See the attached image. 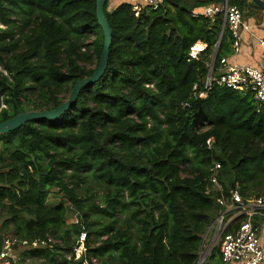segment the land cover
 <instances>
[{
    "label": "trees",
    "instance_id": "trees-1",
    "mask_svg": "<svg viewBox=\"0 0 264 264\" xmlns=\"http://www.w3.org/2000/svg\"><path fill=\"white\" fill-rule=\"evenodd\" d=\"M109 1L103 77L57 121L0 135V234L28 243L16 264H83V233L100 264H199L219 213L220 193H206L215 164L225 196L264 197V105L226 87L200 97L236 52L222 15L192 12L224 0H164L138 18ZM103 47L96 0H0V123L65 103ZM203 264H222L220 247Z\"/></svg>",
    "mask_w": 264,
    "mask_h": 264
},
{
    "label": "built area",
    "instance_id": "built-area-1",
    "mask_svg": "<svg viewBox=\"0 0 264 264\" xmlns=\"http://www.w3.org/2000/svg\"><path fill=\"white\" fill-rule=\"evenodd\" d=\"M131 5L135 17H139L146 9H159L164 0H126ZM193 16H203L215 19L222 15L223 30L228 29L234 40L233 48L238 53L242 47V33L245 31L257 42L261 56V67L251 65H236L229 63L228 59L221 60L220 75L215 76L214 67L210 68V74L205 81V92L200 94L204 98L214 86L226 87L236 91H251L255 98L264 105V37L256 36L255 28L244 23L243 13L240 8L229 4V0L221 4H211L192 12ZM206 49L203 43H197L191 48V59H197ZM235 53V55H236ZM215 141L207 142L212 148ZM221 165L216 163L212 172L207 194L211 191L220 193L217 199L219 205L218 216L209 232L219 240L222 264H264V225H260L258 219L264 218V197L244 199L238 191H232L225 196L223 187L217 174ZM237 220V224L234 222ZM233 230L230 231V228ZM1 235V234H0ZM4 241L0 252V264H16L18 261V249L27 247V242H21L13 236H3ZM87 234L83 233L77 245L73 249L74 259L83 260V264H100L89 256L87 246ZM48 243H53L51 240ZM46 244V243H43ZM38 247V244H33ZM43 246V245H42ZM217 247V246H216ZM207 256L201 262L203 264Z\"/></svg>",
    "mask_w": 264,
    "mask_h": 264
},
{
    "label": "water",
    "instance_id": "water-1",
    "mask_svg": "<svg viewBox=\"0 0 264 264\" xmlns=\"http://www.w3.org/2000/svg\"><path fill=\"white\" fill-rule=\"evenodd\" d=\"M109 0H96L97 6V20L99 26L102 28L104 35V47L102 54L100 56L99 66L95 73L89 77L79 81L69 96V99L60 105L55 110L51 111H32L27 113H21L5 122L0 123V135L10 134L16 130L21 129L28 123H38L40 121H57L63 114L68 111L72 105L76 104L79 94L83 88L86 86L97 83L104 75L109 64L110 48L112 45V29L109 24L106 15V5ZM227 1V0H225ZM255 5H257L261 10L264 11V1L263 0H251ZM4 237L0 235V252L2 249Z\"/></svg>",
    "mask_w": 264,
    "mask_h": 264
},
{
    "label": "rangeland",
    "instance_id": "rangeland-1",
    "mask_svg": "<svg viewBox=\"0 0 264 264\" xmlns=\"http://www.w3.org/2000/svg\"><path fill=\"white\" fill-rule=\"evenodd\" d=\"M114 1H116V0H110L109 1L110 7L108 5V10H110L111 7H113ZM117 1H119V0H117ZM242 1H244V6L242 7L244 23L249 24L251 22V23H254L259 29H263L264 28V25H263L264 24V12H263V10L256 8L253 5L254 3L251 0H242ZM248 45H252V44L249 43ZM252 56H255V54L253 53ZM260 65H261V62H260ZM50 202L51 203L57 202V199L54 198V196H52L50 199ZM4 218H5V214L0 213V231L2 230L1 227H2V223L4 221ZM76 221H77V214L75 213V211H69L67 223L73 224V223H76ZM219 247H220L219 240L216 237H214V233L208 232V235L206 237H204V244H203V249L201 252V259L199 260V264H201V262L204 260V258L206 256L207 257L209 256L210 252L214 248H219ZM17 253L20 256L21 250H18Z\"/></svg>",
    "mask_w": 264,
    "mask_h": 264
},
{
    "label": "crops",
    "instance_id": "crops-1",
    "mask_svg": "<svg viewBox=\"0 0 264 264\" xmlns=\"http://www.w3.org/2000/svg\"><path fill=\"white\" fill-rule=\"evenodd\" d=\"M126 3V0H119L114 1L113 7H111L110 10H115L119 5ZM110 7V5H109ZM264 12V11H263ZM256 32V36L258 37H264V28L259 29L254 23H249ZM264 25V24H263ZM242 47L238 53H236L235 56L228 58L229 63L236 64V65H251L255 67H260L261 62V56H260V50L258 48L257 42L253 40L248 33L243 31L242 33ZM251 43L252 45H248ZM255 54V56H252V54Z\"/></svg>",
    "mask_w": 264,
    "mask_h": 264
}]
</instances>
